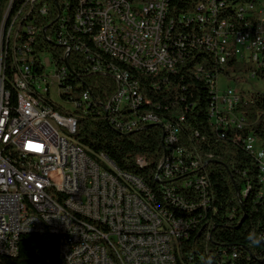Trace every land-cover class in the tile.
<instances>
[{"label":"built area","instance_id":"2783aa9c","mask_svg":"<svg viewBox=\"0 0 264 264\" xmlns=\"http://www.w3.org/2000/svg\"><path fill=\"white\" fill-rule=\"evenodd\" d=\"M230 4H241V11L227 14ZM196 9L183 20L208 25L202 42L215 52L220 64L232 55L264 70V0H201ZM63 10L62 0L0 2V35L5 18L17 11L11 41L15 68H7L8 51H0V148H5L0 160V256L15 257L22 235L49 233L59 238L62 264H109L107 249L89 247V239L95 238L116 242L124 264H181L182 245L189 238L193 218L161 211L153 190L141 177L122 172L102 154L96 156L98 160L91 158L79 142L63 140V133L77 126L74 117L44 102L50 87H56L58 95L71 91L65 85L70 75L68 57L78 50L73 40L63 36ZM167 13L168 0H77L75 29H82L108 58L122 60L141 74L156 75L174 66L165 45L180 44L171 40L173 24ZM227 18L236 19L239 26ZM91 62L92 73L111 76L116 83L114 95L103 107L115 129L127 134L162 124L165 149L155 176L163 177L167 200L207 207L206 177L196 174L201 162L179 144L175 146L178 130L152 113L127 114L136 113L142 103L137 83L116 69ZM247 78L253 80L254 73ZM212 94V122L223 130L243 128L246 119L236 113L241 91L229 87L220 91L216 82ZM94 102L86 90L79 102L68 105L72 110L83 104L87 110ZM40 135H49L44 147L16 146V139ZM244 145L257 158L264 188V142L250 134ZM136 161L146 164L142 157ZM184 175L187 178L178 181ZM179 186L185 191L194 188L196 203L193 199L186 203ZM84 214L103 217V224H88Z\"/></svg>","mask_w":264,"mask_h":264},{"label":"trees","instance_id":"16d2710c","mask_svg":"<svg viewBox=\"0 0 264 264\" xmlns=\"http://www.w3.org/2000/svg\"><path fill=\"white\" fill-rule=\"evenodd\" d=\"M200 1L168 0L167 18L173 24L171 40L180 41L175 46L166 45L174 57V66L156 75H146L108 58L94 47L82 29H75L77 0H62L63 36L73 40V48L78 51H71L68 57L70 75L65 85H70L71 91L59 96L70 104L79 102L80 95L87 90L95 102L87 110L83 104L72 110L64 108L52 102L50 96L44 102L54 111L74 117L76 128L71 133H63L67 141L79 142L95 160L102 154L122 172L141 177L153 190L161 211L184 219L193 218L189 238L182 245L181 264H264V239L258 244L248 239L250 234L264 237V188L257 158L244 145L250 134L264 142V92L254 91L248 97L241 92L236 110L246 119L241 129H220L210 117L212 90L219 77L235 83L245 81L254 73V79L264 81V70L232 55L219 63L215 52L202 42L208 25L183 20L197 12ZM230 5L227 14H236L239 4ZM228 22L239 26L236 19ZM79 51L88 54L89 59ZM90 59L110 69H124L130 80L137 83L142 103L136 113L127 114L152 113L178 130L175 146L179 144L187 155L201 162L196 174L206 177L209 207L181 206L167 200L163 177L155 176L165 149L162 124L151 128L147 125L127 134L115 129L103 107L114 95L116 83L111 76L92 73ZM6 65L14 68L8 61ZM237 74L245 77L235 80ZM123 114L126 111L115 116ZM139 157L146 161L143 167L137 164ZM186 178L184 175L178 181ZM178 189L186 203L193 199L194 188L185 191L179 186ZM59 246V238L49 233L22 235L18 254L11 258L0 256V264H62Z\"/></svg>","mask_w":264,"mask_h":264},{"label":"bare ground","instance_id":"6f19581e","mask_svg":"<svg viewBox=\"0 0 264 264\" xmlns=\"http://www.w3.org/2000/svg\"><path fill=\"white\" fill-rule=\"evenodd\" d=\"M9 1H12V0H5L3 3H9ZM27 3H34V0H27ZM63 5L64 3L62 2V6ZM239 11H241L240 4L236 6V12H239ZM62 21H63V17H62ZM16 25H17V11H10V14H8V17L5 18L4 33L0 35V51H8L6 55V62L8 61L11 66H14V68L16 67V54H15V51H11V41L14 36V27H16ZM91 41L94 47L98 49V44L93 42V40ZM100 51L104 54L103 50H100ZM165 52H169L166 48V45H165ZM116 61L129 67V64L126 62H123L122 60H116ZM114 69H116L117 73H119L120 75L128 76L127 73L124 71V69H121L120 67L118 68L114 67ZM16 146L22 149L36 148L35 146L28 147L26 144V139H16ZM4 156H5V148H0V160H2V157ZM137 164L140 167H143L145 165V164H140L139 162H137ZM84 221L90 225H100V224H103V217H99L96 214H84ZM97 246L107 249V258H108L109 264H124V255L119 254V252H117L116 242L111 241L110 239H104V238L89 239V247H97Z\"/></svg>","mask_w":264,"mask_h":264},{"label":"rangeland","instance_id":"374dc122","mask_svg":"<svg viewBox=\"0 0 264 264\" xmlns=\"http://www.w3.org/2000/svg\"><path fill=\"white\" fill-rule=\"evenodd\" d=\"M235 80L239 81V78ZM217 85H218V90L220 91H223L229 87L235 90H240L247 97L250 93L254 91L264 92V81H261L259 79L251 80L249 78H246L245 81L234 83L232 81L226 80L223 77H219L217 81ZM49 93H50V99L52 100V102L62 105L64 108L69 109V105L66 102H64L61 99V97L58 95L56 87H50ZM64 137L65 136L63 135V139ZM64 140L67 141V139H64ZM47 142H49V135H42V136H38V138L26 140V144L28 147L35 146L36 148L44 147V145H46Z\"/></svg>","mask_w":264,"mask_h":264},{"label":"clouds","instance_id":"9594fccd","mask_svg":"<svg viewBox=\"0 0 264 264\" xmlns=\"http://www.w3.org/2000/svg\"><path fill=\"white\" fill-rule=\"evenodd\" d=\"M248 239L253 243V244H258L260 242V239H264V237L261 238H256L254 234H250Z\"/></svg>","mask_w":264,"mask_h":264},{"label":"water","instance_id":"95a60500","mask_svg":"<svg viewBox=\"0 0 264 264\" xmlns=\"http://www.w3.org/2000/svg\"><path fill=\"white\" fill-rule=\"evenodd\" d=\"M152 126H149V128H151Z\"/></svg>","mask_w":264,"mask_h":264}]
</instances>
